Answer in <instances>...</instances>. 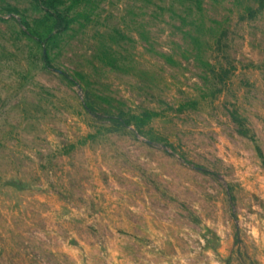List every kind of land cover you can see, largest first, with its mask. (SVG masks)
<instances>
[{
  "label": "rangeland",
  "instance_id": "374dc122",
  "mask_svg": "<svg viewBox=\"0 0 264 264\" xmlns=\"http://www.w3.org/2000/svg\"><path fill=\"white\" fill-rule=\"evenodd\" d=\"M0 264H264V0H0Z\"/></svg>",
  "mask_w": 264,
  "mask_h": 264
}]
</instances>
